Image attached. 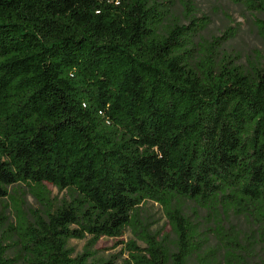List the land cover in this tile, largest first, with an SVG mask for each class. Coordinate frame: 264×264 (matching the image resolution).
I'll use <instances>...</instances> for the list:
<instances>
[{
	"label": "trees",
	"instance_id": "16d2710c",
	"mask_svg": "<svg viewBox=\"0 0 264 264\" xmlns=\"http://www.w3.org/2000/svg\"><path fill=\"white\" fill-rule=\"evenodd\" d=\"M166 19L154 0H0V200L23 184L41 206L9 224L24 264H115L91 249L128 227L144 246L122 264H210L181 201L264 219V71L218 58V38L194 53L203 23ZM145 201L172 243L140 222Z\"/></svg>",
	"mask_w": 264,
	"mask_h": 264
},
{
	"label": "rangeland",
	"instance_id": "374dc122",
	"mask_svg": "<svg viewBox=\"0 0 264 264\" xmlns=\"http://www.w3.org/2000/svg\"><path fill=\"white\" fill-rule=\"evenodd\" d=\"M154 1L159 8L167 9L165 24L203 23L191 36L194 53L218 38L214 48L218 58L230 59L247 72L255 68L264 71V39L258 27L260 21H264V14L250 11L230 0H191L187 7L178 0ZM45 188L54 201L64 197V192L49 184ZM7 191L9 195L0 200V240L7 245L6 256L14 259L15 264H24L10 236L9 224L15 225L17 216L31 221L34 214L41 211V206L23 184L9 186ZM181 205L195 232L196 257H208L210 264H238L239 260L247 264H264V219L256 220L238 213L222 202L206 207L193 201H181ZM138 213L140 222L151 234L158 240L166 236L172 243L173 236L161 206L145 201ZM129 241L144 246L128 227L121 237H101L91 249L93 257L122 264L126 258L124 247ZM84 243V240L72 239L68 247L76 255L83 252ZM231 247L234 251H230Z\"/></svg>",
	"mask_w": 264,
	"mask_h": 264
}]
</instances>
